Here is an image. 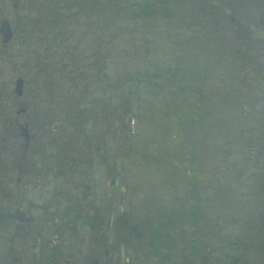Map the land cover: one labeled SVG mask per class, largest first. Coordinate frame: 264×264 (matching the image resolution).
I'll list each match as a JSON object with an SVG mask.
<instances>
[{
	"label": "flooded vegetation",
	"instance_id": "af4514ba",
	"mask_svg": "<svg viewBox=\"0 0 264 264\" xmlns=\"http://www.w3.org/2000/svg\"><path fill=\"white\" fill-rule=\"evenodd\" d=\"M204 2L212 11L226 14L205 23H212L214 50H226L222 60L229 67L223 70L218 62L219 67L211 69L212 85L200 90L201 96L209 90L217 100L226 98L219 102L225 107H264V0ZM63 3L0 0V264H204L209 251L213 256L216 251V258L224 257L219 262L227 259L226 264H236L240 255L256 251L264 260V244L259 243L264 220L259 224V218L251 216L254 207L263 211L264 195L246 212L245 219L253 220V226L236 227L245 248L225 244L228 240L221 243L233 236L221 232L217 218L218 204L229 195L231 180L219 183L217 166L207 170L205 161L197 164L199 178L182 180L178 217L161 216L164 207L157 209L148 200L155 191L148 189L146 195L143 182L136 176L128 178L123 124L121 130L111 124L115 116L104 106L105 96L92 101L98 104L93 110L86 99L88 90L77 87L83 92L78 97L74 84L27 86V43L43 41L42 12L73 6L69 0ZM37 12L40 17L29 16ZM50 35L57 44H52L51 55L58 49L56 54L65 57L69 48L59 41L60 28ZM32 51L44 62L46 55L37 47ZM204 71L200 83L205 81ZM127 116L132 113L126 112ZM212 123L200 131L205 148L204 142L214 133ZM126 141L132 143L128 137ZM249 187L250 183L246 202L256 199ZM172 221L180 225L179 243L171 236ZM206 238L219 243L204 244Z\"/></svg>",
	"mask_w": 264,
	"mask_h": 264
},
{
	"label": "rangeland",
	"instance_id": "374dc122",
	"mask_svg": "<svg viewBox=\"0 0 264 264\" xmlns=\"http://www.w3.org/2000/svg\"><path fill=\"white\" fill-rule=\"evenodd\" d=\"M62 1L58 0V3ZM88 2L91 1L75 0L81 5ZM103 2L107 15L113 17V23L103 22L98 7L90 3L84 6L86 13L82 9L71 12L59 8L54 13H46L49 17L45 12L41 14L43 41L27 43V71L24 74L27 86L34 83L74 84V94L78 97L83 94L78 88L88 90L85 92L86 99L91 103L87 105L93 110L98 109V104L94 106L92 101L105 96L104 106L115 116L111 124L120 130L121 122L123 124L122 145L127 156L123 164L128 178L135 180L136 176L143 182L142 190L146 195L148 189L155 191L152 199L148 200L154 202L157 209L164 207L161 216L169 213L170 219L178 217L182 203L178 196L180 185L182 180L189 183L199 178L197 164L203 165L205 161L207 170L217 166L219 183L227 178L231 180V198L229 195L221 199L217 218L222 223L218 226L221 232L232 233L233 236L222 239L221 243L228 240L225 244L245 248L242 245L243 235L237 233L239 229L236 227L242 224L253 226V220L245 219L246 212L256 206L259 197L264 195V107L259 104L245 110L241 106L225 107L219 102L226 98L217 100L209 90L202 96L200 94L205 86L210 89L211 69L219 67L218 62L223 70L229 67L222 60L226 50H214L210 38L212 23H205V20L221 18L226 14L212 11L213 8L206 6L204 0ZM129 3H136L138 10L143 5L144 10L151 11L146 12L144 18L128 20L135 16L136 9ZM53 14L57 16L58 23L50 20ZM29 16L40 17V13ZM45 21L49 23L43 24ZM55 26L60 28L58 40H63L64 47L69 48V53L62 58L56 54V48L51 55L57 46L54 45L56 39L50 35ZM34 47L46 55L44 62L40 63L39 56H34ZM39 69H42L41 73ZM203 71L205 81L200 83ZM102 72L105 76L100 79ZM201 84L203 87H200ZM256 93L252 91V95ZM126 112L133 115L132 134L126 132L124 125ZM212 121L214 135L211 134L212 139L209 137L204 142L208 143L205 148L201 145L204 135L200 131L213 126ZM250 127L249 133L247 129ZM215 136L217 140L212 141ZM127 137L132 141L129 145L124 142ZM201 177L209 180L205 174ZM249 183V190L256 199L246 202V185ZM252 215L259 218L260 224L264 220V209L261 213L258 206L254 207ZM172 222L175 233L171 236H176L179 243L180 225L178 221ZM205 240L208 241L204 244L208 245L219 243L217 240L210 242L209 238ZM262 240L259 243L264 244ZM225 248L224 245L223 250ZM214 252V256L212 251L204 254V264H209L211 258L215 259V264L227 263V259L217 261L224 257L216 258L217 252ZM258 255L257 251L251 256L240 255L235 259L236 264H264Z\"/></svg>",
	"mask_w": 264,
	"mask_h": 264
},
{
	"label": "trees",
	"instance_id": "16d2710c",
	"mask_svg": "<svg viewBox=\"0 0 264 264\" xmlns=\"http://www.w3.org/2000/svg\"><path fill=\"white\" fill-rule=\"evenodd\" d=\"M130 5H135V8H136V3H134V4H131V3H129ZM137 9V8H136ZM136 9H134V12H135V16H138V15H140L141 14V11L140 10H136ZM134 16V17H135ZM133 19V18H132ZM131 18H129L128 20H132Z\"/></svg>",
	"mask_w": 264,
	"mask_h": 264
},
{
	"label": "water",
	"instance_id": "95a60500",
	"mask_svg": "<svg viewBox=\"0 0 264 264\" xmlns=\"http://www.w3.org/2000/svg\"><path fill=\"white\" fill-rule=\"evenodd\" d=\"M129 127H130V123H128ZM129 131H130V128H129Z\"/></svg>",
	"mask_w": 264,
	"mask_h": 264
}]
</instances>
